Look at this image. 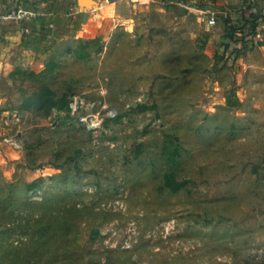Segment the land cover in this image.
Returning <instances> with one entry per match:
<instances>
[{
	"label": "rangeland",
	"instance_id": "374dc122",
	"mask_svg": "<svg viewBox=\"0 0 264 264\" xmlns=\"http://www.w3.org/2000/svg\"><path fill=\"white\" fill-rule=\"evenodd\" d=\"M164 1L91 0L0 103L23 142L0 169V264H264V47L258 28L220 46L248 0H193L227 12L213 28ZM43 86L78 110L25 107Z\"/></svg>",
	"mask_w": 264,
	"mask_h": 264
},
{
	"label": "crops",
	"instance_id": "0c3cea01",
	"mask_svg": "<svg viewBox=\"0 0 264 264\" xmlns=\"http://www.w3.org/2000/svg\"><path fill=\"white\" fill-rule=\"evenodd\" d=\"M16 1L18 0H0V12L12 7ZM256 4L258 13L263 18L258 25L260 39L256 40V43H260L259 47L263 48L264 43L261 41L264 40V0H257ZM29 7L37 14L35 19L29 22H8L0 25V103L7 101L14 82L22 80L16 72H37V70L40 72L45 61L47 62L53 55L51 50L55 41L63 35L74 39L78 37L80 27L76 29V25H79L87 15L79 8L77 0H32ZM83 9L85 10L84 6ZM213 9L216 10L218 7ZM218 11L222 15H227L224 8ZM241 14L243 18L246 13L241 12ZM243 20L241 19L239 24ZM237 22L238 20H235L230 24ZM224 33L221 32L220 36L223 37ZM12 113L15 111L7 107L0 108V117ZM20 154V151L0 147V169L9 161L17 159Z\"/></svg>",
	"mask_w": 264,
	"mask_h": 264
},
{
	"label": "trees",
	"instance_id": "16d2710c",
	"mask_svg": "<svg viewBox=\"0 0 264 264\" xmlns=\"http://www.w3.org/2000/svg\"><path fill=\"white\" fill-rule=\"evenodd\" d=\"M181 1V0H179ZM249 1V0H248ZM247 1V2H248ZM185 3L187 1H183ZM249 18L243 20L241 24H230L231 22L226 20V30L225 36L222 38V44L220 46L223 48L224 52H238L237 44H242V46L246 45V39H239V35L241 36L242 32L245 29L249 28L250 32L255 35L257 32V28L259 22L263 19L260 14L255 10V6H249ZM185 13V11H183ZM85 20V16L83 18ZM79 28V25H76V29ZM45 32V31H44ZM94 40H79V46L75 51V55L80 60H87L91 56V52H89L90 44L93 43ZM256 46H259L260 43H256ZM17 74L25 73V72H16ZM29 105L25 104V107L29 109L37 108L43 110L45 114L50 115L53 110L61 113H70V98L67 95H63L61 97H57V95L47 86H43L40 90L34 93L28 99ZM38 183V182H37ZM189 182L188 181H177L175 175L173 173H169L165 176V187H167L171 192H178L181 188L185 187ZM35 190V185L28 187V192ZM32 193V192H31Z\"/></svg>",
	"mask_w": 264,
	"mask_h": 264
},
{
	"label": "built area",
	"instance_id": "2783aa9c",
	"mask_svg": "<svg viewBox=\"0 0 264 264\" xmlns=\"http://www.w3.org/2000/svg\"><path fill=\"white\" fill-rule=\"evenodd\" d=\"M176 1V0H175ZM172 0H165V5H178L187 10H192L197 12L196 14L201 15L202 20L206 23L208 27H215L217 25L218 13L211 6H206L198 1L194 2L193 0L188 1L187 3L177 0V3ZM32 0H18L16 3L5 10L0 12V25L8 22H29L32 19L37 17V14L34 13L29 7V3ZM257 0H249L242 8L243 13L250 12L249 6H255ZM70 108L73 112H76L79 108L78 104L71 102ZM84 123H87V120H83ZM1 124L4 128V131L0 132V143L3 142L8 145L11 149L19 151L23 147V142L21 140V133L19 128L22 124L20 114L12 113L5 114L1 118ZM89 125V124H88ZM97 123H94L90 126V129H95Z\"/></svg>",
	"mask_w": 264,
	"mask_h": 264
},
{
	"label": "bare ground",
	"instance_id": "6f19581e",
	"mask_svg": "<svg viewBox=\"0 0 264 264\" xmlns=\"http://www.w3.org/2000/svg\"><path fill=\"white\" fill-rule=\"evenodd\" d=\"M91 3H92L91 0H82L83 6H90Z\"/></svg>",
	"mask_w": 264,
	"mask_h": 264
},
{
	"label": "water",
	"instance_id": "95a60500",
	"mask_svg": "<svg viewBox=\"0 0 264 264\" xmlns=\"http://www.w3.org/2000/svg\"><path fill=\"white\" fill-rule=\"evenodd\" d=\"M78 6L80 9L83 10V6H82V0H77ZM95 3L97 4V2L95 1ZM85 8V7H84Z\"/></svg>",
	"mask_w": 264,
	"mask_h": 264
}]
</instances>
